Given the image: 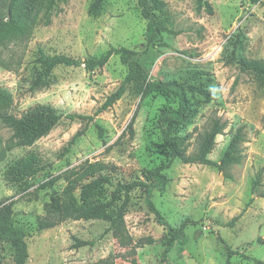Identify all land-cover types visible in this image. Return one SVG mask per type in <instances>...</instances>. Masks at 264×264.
<instances>
[{"label": "rangeland", "instance_id": "374dc122", "mask_svg": "<svg viewBox=\"0 0 264 264\" xmlns=\"http://www.w3.org/2000/svg\"><path fill=\"white\" fill-rule=\"evenodd\" d=\"M93 1H58L48 24L37 4L39 22L30 35L12 36L0 46V200L12 203L10 223L26 233L25 264H226L228 250L233 252L228 264H256L247 257L264 264V78L242 71L232 56L238 52L264 60V0H208L212 14L197 10L196 0H164L167 26L174 34L164 33L162 44L147 49L146 20L137 0H104L97 13H90ZM112 46L140 52L151 78L205 83L212 90L211 100L189 93L195 112L189 122L171 130L181 137L187 153L196 151L213 119L227 123L208 155L215 161L237 127H244L241 160L226 169L228 177L215 167L178 159L164 171L168 182L164 190L152 192V200L172 227L184 226L186 238L169 251L167 261L162 259L166 230L141 189L132 191L126 214L115 224L69 219L53 228H37L50 196L62 193L66 169L99 161L114 180L130 182L144 179V170L167 160L157 115L160 108L177 105L174 96L158 91L142 96L130 86L111 107L97 112L127 72L118 55L92 72L84 65H58L49 87L30 88L39 71V50L84 60ZM38 104L52 106L62 119L32 145L16 146L2 116L20 117ZM132 117L130 134L126 126ZM30 153L37 156L41 170L22 189L21 182L9 180V167ZM48 182L51 185L43 186ZM110 190L102 188V201ZM75 239L92 244L76 247ZM13 252L11 243L0 240V264H13Z\"/></svg>", "mask_w": 264, "mask_h": 264}, {"label": "trees", "instance_id": "16d2710c", "mask_svg": "<svg viewBox=\"0 0 264 264\" xmlns=\"http://www.w3.org/2000/svg\"><path fill=\"white\" fill-rule=\"evenodd\" d=\"M60 0H0V46H4L6 41L12 36H29L32 30L39 22L37 12H34L37 4L44 11V23L50 22V12ZM63 1V0H62ZM104 0H94L89 8L90 13H97L103 5ZM140 7V14L146 20L145 27V49L160 45L163 43L164 33H173L169 29L167 21V3L164 0H137ZM197 10L204 8L208 14L213 13V7L208 0H196ZM237 48V43L234 48ZM140 52L134 51L124 46L110 47L101 55L93 58L80 60L64 54H48L42 50L38 51L36 62L39 71L31 79L30 88L39 89L49 87L51 84V72L58 66H80L92 72L95 68L103 67L113 55H118L120 62L127 68V72L121 84L110 95L107 96L104 103L97 112L111 107L126 93L128 87L134 86L138 92L145 96L152 91L164 92L177 99L175 107L164 106L160 108L157 115V125L161 130L163 142L167 148V160L158 166L144 170V179L130 182H121L114 180L110 173H106L107 166L99 161L82 162L77 167H70L63 173L65 186L62 193L52 194L50 200L44 206V214L38 217L37 228L39 230L53 228L62 222L72 220H104L115 224L123 217L128 209L131 200L132 191L141 189L145 195V201L156 221L166 230L167 240L162 252V259L168 260L169 251L176 243L183 245L185 243V234L183 225L179 228L172 227L165 216L157 208L152 200V192L164 190L168 180L164 171L171 163L178 159L183 163L205 164L218 169L225 177H228L226 169L241 160L240 144L245 141L244 127L239 126L218 161L212 160L208 155L212 152L216 136L223 133L226 127V121L213 119L210 128L204 133L199 141L196 151L187 153L182 145V139L171 134L174 126L184 124L190 121L194 114L189 93H198L206 100L214 98L213 92L207 84H186L176 79L167 80L151 78L139 59ZM233 59L239 65L242 71H251L264 78V60L249 59L238 52L233 53ZM70 114L69 118H73ZM63 114L58 112L52 106L47 104H38L27 113L16 117L10 114L2 116L3 122L11 128L12 136L16 146H29L42 136L47 135L50 130L62 119ZM87 120H93L92 116L80 117ZM133 119L129 121L126 128L133 133ZM264 125V115H263ZM84 128L78 130L69 140L65 151H68L71 145L84 133ZM102 134L100 129V135ZM41 170L38 158L30 153L22 159L11 163L9 167V180L21 182L22 189L30 186L28 178L33 177ZM256 179L255 184H257ZM52 182L44 183L51 185ZM104 186L111 188L107 201L100 199V192ZM76 192L78 195H76ZM6 199L0 200V240L8 241L14 247L12 255L13 264H25L29 254L25 241L26 233L18 226L10 223L12 213V203H5ZM115 211L112 212V207ZM237 217H235L236 219ZM76 247L92 244L90 241L75 239ZM233 252L228 250L226 264L229 263V257ZM256 264H262L258 259L247 257ZM133 264H138L133 261Z\"/></svg>", "mask_w": 264, "mask_h": 264}]
</instances>
